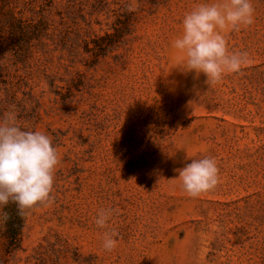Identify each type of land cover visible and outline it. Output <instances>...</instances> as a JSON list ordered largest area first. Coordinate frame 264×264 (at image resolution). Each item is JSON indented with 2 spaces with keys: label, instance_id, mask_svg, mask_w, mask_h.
I'll return each mask as SVG.
<instances>
[{
  "label": "rangeland",
  "instance_id": "374dc122",
  "mask_svg": "<svg viewBox=\"0 0 264 264\" xmlns=\"http://www.w3.org/2000/svg\"><path fill=\"white\" fill-rule=\"evenodd\" d=\"M204 2L229 0H0V120L46 133L60 160L0 264H264V0L223 31L246 56L216 83L171 46ZM205 157L219 182L193 198L179 170Z\"/></svg>",
  "mask_w": 264,
  "mask_h": 264
},
{
  "label": "clouds",
  "instance_id": "9594fccd",
  "mask_svg": "<svg viewBox=\"0 0 264 264\" xmlns=\"http://www.w3.org/2000/svg\"><path fill=\"white\" fill-rule=\"evenodd\" d=\"M253 11L251 0H229L204 2L187 12L182 32L171 44L181 55L183 69L203 73L212 83L219 82L225 73L238 72L246 53L231 52L223 31L252 24ZM59 163L46 133L20 127L12 113L0 120V225L10 219L5 211L10 203L23 214L50 200ZM178 179L184 191L195 198L217 186L219 169L214 158L192 159L179 170ZM112 213V209L99 211L95 225L107 229ZM115 236V231L104 232L102 246L106 252L116 247Z\"/></svg>",
  "mask_w": 264,
  "mask_h": 264
},
{
  "label": "trees",
  "instance_id": "16d2710c",
  "mask_svg": "<svg viewBox=\"0 0 264 264\" xmlns=\"http://www.w3.org/2000/svg\"><path fill=\"white\" fill-rule=\"evenodd\" d=\"M5 211L8 212L10 219L6 225H0V236H3L5 249L10 253L20 246L24 216L18 214L15 204L10 203Z\"/></svg>",
  "mask_w": 264,
  "mask_h": 264
}]
</instances>
